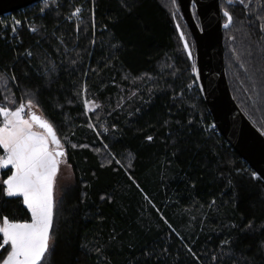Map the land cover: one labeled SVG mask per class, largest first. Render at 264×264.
Wrapping results in <instances>:
<instances>
[{
    "label": "trees",
    "instance_id": "1",
    "mask_svg": "<svg viewBox=\"0 0 264 264\" xmlns=\"http://www.w3.org/2000/svg\"><path fill=\"white\" fill-rule=\"evenodd\" d=\"M173 6L181 26L160 0H86L77 24L65 20L71 5L62 0L42 14L31 6L11 12L22 22L16 35L0 26V104L14 109L26 91L35 92L71 168L72 181L54 193L48 264H233L241 253H256L264 237L239 230L250 220L264 224V183L214 127L194 78L192 36L177 0ZM220 8L233 17L223 31L230 91L264 134V0H220ZM86 100L100 107L86 112ZM93 123L107 129L101 139ZM7 175L0 170V185ZM4 216L31 219L21 197L0 195ZM224 239L232 241L224 251L235 255L213 261Z\"/></svg>",
    "mask_w": 264,
    "mask_h": 264
},
{
    "label": "snow or ice",
    "instance_id": "2",
    "mask_svg": "<svg viewBox=\"0 0 264 264\" xmlns=\"http://www.w3.org/2000/svg\"><path fill=\"white\" fill-rule=\"evenodd\" d=\"M173 2L175 3V0ZM231 2L232 0H229V3ZM47 7L46 4L44 8H41V13ZM81 12L82 9L76 7L70 13V17L78 16ZM224 16L228 20V23L225 24L227 28L233 17L228 11L224 12ZM15 24L19 25L20 21H15ZM29 30L31 32L37 31L35 27H31ZM78 30L79 27L77 26ZM12 31L15 32L16 28L13 27ZM261 31H264V27L261 28ZM180 39L182 41L185 39L183 33H181ZM184 49L185 51L188 50L187 42L184 43ZM25 54L29 57L32 55L30 51ZM189 57H191L190 52ZM11 79L14 81L15 77L13 76ZM24 97L27 99L21 98L20 103L14 109L0 107V149L4 153L0 155V169H8L11 173L2 180L0 195L8 198L22 197L23 205L30 212L31 219L16 221L10 220L7 216L0 219V235H2L0 250L6 252V255L0 253V264H48V258L55 249L54 217L57 201L54 191L60 165L62 162H66L65 146L61 142L54 124L41 110L37 94L26 91ZM88 104L89 102L86 100V112L89 110ZM99 107V105H94V108ZM89 127L94 126L89 124ZM113 128H115L114 125ZM146 139L152 141L153 137L148 136ZM72 147H76V145H72ZM82 147L85 146L82 145ZM115 163L120 165L119 160H116ZM128 168H131V162ZM126 174H128L129 180L136 184L134 177L127 173V170ZM251 178L256 180L260 177L256 172H252ZM136 187L139 189L140 186L136 184ZM140 191L143 190L140 189ZM144 198L147 200V195ZM149 203H151L150 200ZM215 204L216 201L212 200L209 207ZM152 206L155 208L154 204ZM160 219L167 224L171 232L175 233V229L162 214ZM231 228H238V225L232 224ZM239 230L256 233L264 231V224L257 228L254 226V222L250 220ZM176 235L179 236L178 233ZM111 239L115 240L116 237L112 236ZM181 239L183 238L181 237ZM231 243L232 241L229 239L222 240L219 245L221 255L219 257L214 255L213 261L218 259L222 261L224 256L229 258L234 256V252L224 251L225 247H230ZM185 247L189 255L199 260L192 248H188L187 245ZM95 251L98 255L103 252L98 246ZM164 251L166 252L167 249ZM257 255L264 258V237L256 245V253L251 257L241 253L238 261L234 260L233 264H260L256 259Z\"/></svg>",
    "mask_w": 264,
    "mask_h": 264
},
{
    "label": "water",
    "instance_id": "3",
    "mask_svg": "<svg viewBox=\"0 0 264 264\" xmlns=\"http://www.w3.org/2000/svg\"><path fill=\"white\" fill-rule=\"evenodd\" d=\"M38 1L0 0V16L24 9ZM177 3L193 40L196 86L214 127L264 183V134L238 106L227 81L223 31L231 24L225 27L228 20L224 16L225 11L220 8V0H177ZM223 17L226 21H223ZM177 31L180 37V29L177 28ZM185 42L184 39L183 47ZM189 52L188 47V56Z\"/></svg>",
    "mask_w": 264,
    "mask_h": 264
},
{
    "label": "rangeland",
    "instance_id": "4",
    "mask_svg": "<svg viewBox=\"0 0 264 264\" xmlns=\"http://www.w3.org/2000/svg\"><path fill=\"white\" fill-rule=\"evenodd\" d=\"M61 1L62 0H39L38 2H36L35 4H33V5H31V7L29 8L30 9V11H32L35 7L37 8V9H39V11H40V9L41 8H44L45 7V5L47 4L48 5V7L47 8H45V11L47 10V9H49V8H51V7H57L58 6V4L59 3H61ZM165 6H166V8L170 11V14L173 16V19H174V21H175V23L177 24H181V19H180V15L179 14H177L176 12H175V9H174V2H173V0H160ZM40 13H41V11H40ZM44 13V12H43ZM42 14V13H41ZM14 19H18V17H17V15H15V14H13V13H10V14H6V15H4L3 16V18H2V21H5L6 23H7V26L9 27V28H11V29H13L12 27H11V25H10V23H11V21H12V26H15V24H14V22L15 21H13ZM9 22V23H8ZM79 22V21H78ZM77 22V23H78ZM26 23V26L27 27H34L33 25H34V22L33 21H31V22H29V21H26L25 22ZM77 23H73V24H77ZM181 26V25H180ZM6 27V26H5ZM16 27V26H15ZM16 32H17V30H16ZM12 33H14L13 31H12ZM180 46V45H179ZM181 48V47H180ZM182 50V49H181ZM9 81H10V79H9V77L7 78ZM189 86H188V90H189V92H192V90H193V84H188ZM236 93V95L241 99V100H243L244 98L247 100L248 99V97H247V95L245 94V93H241V92H235ZM88 101V100H87ZM90 102V101H89ZM94 105H96L95 103H89L88 104V111L87 112H89V113H91L92 111H93V109H94ZM0 107H5V106H2L1 104H0ZM84 107H85V101H84ZM94 127H91V129L94 131V133L96 134V135H98V138H100L101 137V132H105V128H98L97 127V124H95V123H93L92 124ZM209 127L210 128H212V125H210V126H208V129H209ZM101 139V138H100ZM4 154V153H3ZM2 154V155H3ZM0 170H4V169H0ZM11 174V173H10ZM72 181V173H71V168H70V166L68 165V164H66V162H62L61 163V165H60V169H59V173H58V177H57V183H56V188H55V191H54V193L57 195L58 194V191H59V189H60V187L61 186H63V185H66V184H68V183H70ZM22 198V197H21ZM22 200H23V198H22Z\"/></svg>",
    "mask_w": 264,
    "mask_h": 264
},
{
    "label": "built area",
    "instance_id": "5",
    "mask_svg": "<svg viewBox=\"0 0 264 264\" xmlns=\"http://www.w3.org/2000/svg\"><path fill=\"white\" fill-rule=\"evenodd\" d=\"M66 1H68L69 3H70V5H71V8H70V10H69V12L67 13V15H66V17H65V20L68 22V23H77L78 21H80L81 20V18H82V12L78 15V16H74V17H70V13L72 12V11H74V9L76 8V7H80L81 9H83V3L86 1V0H83V1H78V0H76V2H74L73 0H66ZM90 1H92V0H90ZM31 6V5H30ZM29 6V7H30ZM92 9H93V5L91 4V11H92ZM7 14H10V13H7ZM4 15H6V14H4ZM4 15H1L0 16V26H1V28H3V29H5V26H6V22L5 21H2V18H3V16ZM13 21H20V24L19 25H16L15 24V22H14V24H15V26H12V21H11V23H10V25H11V27L13 28V27H15L16 28V30L18 29V28H20L21 27V20L20 19H14ZM9 23V22H8ZM27 27V26H26ZM11 29V28H10ZM27 29H30V27H27ZM17 34V32L15 31L14 33H12V29H11V31H10V35H16ZM12 81V80H11ZM13 82V84L16 86V82L15 81H12Z\"/></svg>",
    "mask_w": 264,
    "mask_h": 264
}]
</instances>
